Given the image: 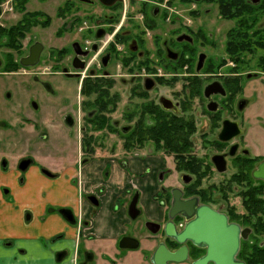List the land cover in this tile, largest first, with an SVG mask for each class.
<instances>
[{
  "label": "flooded vegetation",
  "instance_id": "af4514ba",
  "mask_svg": "<svg viewBox=\"0 0 264 264\" xmlns=\"http://www.w3.org/2000/svg\"><path fill=\"white\" fill-rule=\"evenodd\" d=\"M32 1L0 0V73L38 95L0 108V213L62 180L78 212L47 206L39 220L54 213L76 235L75 264H264V0H60L48 37L47 0ZM54 78L77 82L75 96ZM50 123L74 145L53 164L36 152L52 143ZM108 200L124 217L109 238L92 232ZM69 241L47 242H62L56 260ZM9 254L29 255L0 237Z\"/></svg>",
  "mask_w": 264,
  "mask_h": 264
},
{
  "label": "crops",
  "instance_id": "0c3cea01",
  "mask_svg": "<svg viewBox=\"0 0 264 264\" xmlns=\"http://www.w3.org/2000/svg\"><path fill=\"white\" fill-rule=\"evenodd\" d=\"M124 174H115L110 182L111 189L115 186H122L124 182ZM51 184V183H50ZM46 181L29 186L26 190L17 194L16 206L18 209L4 206L0 213V237H9L15 239L20 245L23 244L28 254H13V258L9 255H0V264H75L77 246V237L72 233L65 231V224L62 218L54 213L45 215V221L41 222L40 217L44 216L47 206L61 205L72 206L78 212V205L74 204L76 191L69 188L67 183L59 180L55 185H50ZM110 189V191H111ZM78 192V191H77ZM111 200V199H110ZM108 200L98 210L95 219V227L92 232L96 234H104L114 236L116 228L120 223L124 222L123 212H115V205ZM29 209L33 214L31 223H24L21 212ZM86 209V207H85ZM89 210V209H88ZM116 226V227H115ZM64 234L69 239L68 249L71 251L64 260H56L55 254L62 249V242L55 245H48L47 242L58 234ZM90 243H87V249Z\"/></svg>",
  "mask_w": 264,
  "mask_h": 264
},
{
  "label": "rangeland",
  "instance_id": "374dc122",
  "mask_svg": "<svg viewBox=\"0 0 264 264\" xmlns=\"http://www.w3.org/2000/svg\"><path fill=\"white\" fill-rule=\"evenodd\" d=\"M32 2H33L32 5H37L35 0H33ZM59 2H60V0H47L46 3L43 2L45 4L42 5V8L47 10L45 12L48 13V10H50L48 13V17L50 18V24H51V26L48 29H46V31H45V37H48L49 35H53V32L58 28V25L60 23V21L58 20V15L55 12V8H56L57 4H59ZM37 8H40V6ZM7 18H11V20H14V18H12L11 16L4 15L1 18V21H6ZM39 18H41V21H44L42 19V17H39ZM11 20H8V21H11ZM38 30H39V27L37 26L34 29V32H38ZM42 33H44V31H42ZM45 43L48 44L47 41ZM0 52H1V49H0ZM0 61H2L1 55H0ZM40 68H42V67H40ZM0 71L1 72L4 71L1 69V66H0ZM23 81H25V79L23 80V78L18 76V75L17 76H11V75H3L0 73V108H13V109L18 108L17 105L22 106L24 104H27V101H26L27 96H29V98H33V99L38 98L37 93L34 92L35 89H32L29 91L27 89V83H25V82L23 83ZM76 83L77 82H70V81L65 82L63 80H60L59 78L53 79V84L60 89V93L63 94L65 98L66 97L70 98V96H72V95L75 96V93L77 90L76 89ZM182 83H183V81L181 82L179 80L178 85L177 86L175 85V86L178 88L179 86H181ZM175 86L173 88L177 89ZM25 87H26L27 91L25 90ZM39 105L42 107L43 106L42 102L39 103ZM20 110H23V109L20 108ZM50 124H51V126L55 127V132L52 134L50 132V134L52 135V143L48 149L43 147L42 144H39L37 149H36V152H38L40 155L46 153L48 155V157L51 158V160L54 157L61 158L64 155H68L67 157L70 158V155H71L70 153H73V148L71 146H74V145L71 143L70 144H68V143L64 144V141L68 142V140L65 139V131H64L63 126L60 123H50ZM39 125H41V124H39ZM39 142H43V141H39ZM62 147H63V149H62ZM59 148H61V149H59ZM61 152H62V154H61ZM53 162L54 161L52 160V164H53ZM41 163H42V165L50 168L48 161L43 160ZM135 259H136L135 257H132L129 260L128 264H135Z\"/></svg>",
  "mask_w": 264,
  "mask_h": 264
},
{
  "label": "water",
  "instance_id": "95a60500",
  "mask_svg": "<svg viewBox=\"0 0 264 264\" xmlns=\"http://www.w3.org/2000/svg\"><path fill=\"white\" fill-rule=\"evenodd\" d=\"M100 1L103 2L104 4H110L108 0H100ZM35 48L36 51L30 53L27 63H23L24 66H32L37 63L42 47L40 45H36Z\"/></svg>",
  "mask_w": 264,
  "mask_h": 264
},
{
  "label": "trees",
  "instance_id": "16d2710c",
  "mask_svg": "<svg viewBox=\"0 0 264 264\" xmlns=\"http://www.w3.org/2000/svg\"><path fill=\"white\" fill-rule=\"evenodd\" d=\"M33 16H34V15H33ZM33 24H34V22H33ZM33 24H32V25H33ZM44 24H47V22L44 23ZM30 25H31V24H28V26H30ZM26 29H27V28H26ZM26 29H25V30H26ZM19 34H22V31H19ZM11 44L14 45V44H13V41L11 42ZM12 48H14V47H12ZM15 67H17V64L13 63L12 58H10V60H9V65H8V70H14Z\"/></svg>",
  "mask_w": 264,
  "mask_h": 264
}]
</instances>
